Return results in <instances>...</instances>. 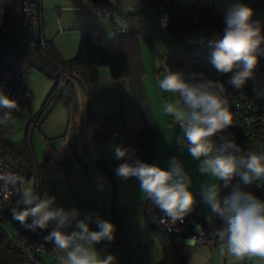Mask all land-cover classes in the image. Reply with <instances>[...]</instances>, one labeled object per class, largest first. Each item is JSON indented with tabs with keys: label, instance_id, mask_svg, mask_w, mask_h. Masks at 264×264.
I'll use <instances>...</instances> for the list:
<instances>
[{
	"label": "clouds",
	"instance_id": "clouds-1",
	"mask_svg": "<svg viewBox=\"0 0 264 264\" xmlns=\"http://www.w3.org/2000/svg\"><path fill=\"white\" fill-rule=\"evenodd\" d=\"M253 15L252 8L235 0L224 11L222 37L209 42L214 46L211 64L221 74L233 73L228 85L235 90L244 88L254 77L255 69L264 58V31L260 22L253 20ZM163 69L159 89L178 97L174 103H165L164 113L180 126L183 135L178 136L176 142L179 145L186 142L189 155L199 161V173L222 181L225 188L236 177L244 184L264 180V152H243L234 139L221 135L233 125L225 84L206 78L202 73L186 77L183 72L171 71L164 63ZM257 94L264 98V92ZM0 109L7 110L0 120L3 123L12 110H18V102L0 92ZM214 137L219 138V144ZM114 157L125 160L115 168L116 176L138 180L142 196L163 214L160 223L184 222L196 201L190 190L192 177L178 157L170 158L167 169L134 158L133 150L123 146H115ZM25 184L21 175L0 172V191L7 198L14 190L20 197L17 205L24 206L12 209L13 219L26 230L47 231L43 239L53 245L59 264H115L114 255L102 256L95 247L115 238L113 223L99 218L93 221L91 216L81 219L77 209L56 207L54 196L42 198L32 186ZM201 187L203 201L210 209L205 221L220 241V253L227 251L238 259H264V199L238 185L223 197L220 184ZM151 218L157 220L155 216ZM93 222L99 230L90 229ZM194 232L202 238L204 225L196 223ZM197 235L189 237L186 244L194 246Z\"/></svg>",
	"mask_w": 264,
	"mask_h": 264
},
{
	"label": "rangeland",
	"instance_id": "rangeland-1",
	"mask_svg": "<svg viewBox=\"0 0 264 264\" xmlns=\"http://www.w3.org/2000/svg\"><path fill=\"white\" fill-rule=\"evenodd\" d=\"M5 1L6 0H0V4H3ZM96 1L42 0V3L45 11L44 14L47 15L49 23L54 27L57 26L56 24H58L60 27L73 25L78 22L79 19L77 16L79 15H84L88 18L94 16V21L99 23H97V25L106 27L108 29V33L115 27L123 28L127 25L126 20L121 15H116L114 18L111 16L96 15L92 11V7L97 4ZM111 1L125 6L127 13L137 12L145 9L143 15L137 19V22L140 21L139 28L142 29V53L146 67L144 84L150 99L155 123L153 137L150 142L151 151L153 153L152 161L153 164L167 169L170 159L168 157L166 147H170L172 155L178 157L183 162L185 170L192 177L193 183L190 190L194 193L196 201L192 212L201 206V210L203 212L202 218H205L210 209L203 201L201 185H203L205 188L212 183L220 184L221 186V181L219 182L215 178L208 175H201L197 167L199 161L194 160L189 155L186 142L184 145H179L176 142V138L178 136H182L183 133L180 129V126L171 116L166 115L163 109L166 102L174 103L178 97L172 93L162 92L159 89L158 84L159 80L163 78L164 69L161 66V61L156 55V52L161 55L165 53L171 54L173 52L183 53L187 49L186 44L211 41L213 39L221 38L222 35L219 30L212 27H209L210 33L208 37L205 36L204 31L200 28L190 31L188 38H184L178 32H168L164 34L159 24L155 8L153 5L148 4L146 0ZM233 2H235V0H216L215 8L221 15L224 16V11ZM241 2L244 3L243 0H241ZM254 17L260 22L262 31H264V3L258 5L255 8ZM147 36H150L152 39L153 48L151 43L146 39ZM172 71L183 72L186 77L195 73L189 64L187 57L180 66L173 67ZM55 84V80L49 78L36 66L32 65V71L29 80V90L31 92V97L26 96L21 88H18L15 91V95L12 99H15L18 102V110H12L9 118L4 121L5 127L3 132H5V134L8 133L12 141L11 146H7V150L10 153L16 154L17 157H21L25 163L30 166L31 175L26 181L25 186H32L42 198L45 196H54L56 198L54 206L61 207L58 203V197L61 196V190L67 192V196L69 197H72V190L69 187L67 189L65 185L64 177H66L67 174L65 171H61L59 169L60 165L58 163L60 162H56V164L49 163V160L47 159L49 158V155L44 140L45 138L62 139L65 137L67 125L70 121L69 115L64 106L60 104L57 98H50ZM123 89L125 96H128L129 94L128 100L130 105L129 108L125 110L124 117L121 113L116 114L113 117L112 122L116 126L121 127L123 134H127V127L128 129H133L136 119L141 120L139 119L141 117H138L139 112L137 110V104L132 93H130L129 87L126 85ZM83 92L84 91L82 90V93ZM84 95L87 94L85 93ZM171 120H173V122H171ZM125 122L127 127L124 125ZM85 127L86 126H84V128ZM123 134L121 136L116 134V138L122 139L124 137ZM221 135H224L228 139H236V134L232 128H229ZM214 140L217 144L220 143L218 137H214ZM88 141L89 140L84 139V143H87ZM89 142L88 145L90 146ZM118 143L119 141L117 140L116 144ZM102 144L104 143L100 141V145ZM110 146L112 148V145ZM79 147L82 148L85 161L79 159L78 154H80V148H76L74 146L76 158L74 157L72 161L66 163V167L68 168L70 164V166L73 165L77 168L78 157L80 164L82 163L84 169L89 171L88 179H93L90 177L93 175L95 180L109 183L108 178L105 176V174H108L109 177L111 176L109 169L101 164H97L95 166V164H93L92 160L90 159L88 152H84V150L87 151L84 145L81 146L80 144ZM213 155H215V152ZM60 164L62 165V163ZM91 165L94 166V168L91 167ZM136 187L137 188H134V190L137 191L138 186ZM135 196L138 198V193ZM2 229L10 236H13L17 232V225L14 221L4 222L2 224ZM212 248L216 251V254L213 255L212 258V264H241L245 262L246 259L251 264H264V259L259 257L238 259L235 256L227 253V251H225L224 254H221L220 241H217L212 246ZM50 256L52 257V255ZM46 260L48 261V259Z\"/></svg>",
	"mask_w": 264,
	"mask_h": 264
},
{
	"label": "crops",
	"instance_id": "crops-1",
	"mask_svg": "<svg viewBox=\"0 0 264 264\" xmlns=\"http://www.w3.org/2000/svg\"><path fill=\"white\" fill-rule=\"evenodd\" d=\"M44 13L45 11L43 8L46 42L50 43L56 54L64 59H72L78 55L83 28L87 25L98 26L106 39H111L113 37L112 31L108 33L106 27L97 25L98 22L94 21V16L88 18L84 15H79L77 16L79 19L78 22L73 25L60 27L56 24L57 26L54 27L49 23V19ZM139 17L140 16H138L137 19ZM137 19L136 25L142 33V29L139 28L140 21L137 22ZM123 28H126V26ZM146 39L151 43L153 48L150 36H147ZM171 54H174V52ZM156 55L159 59L160 56H162L158 52H156ZM98 75L100 79L98 116L105 119L108 138L106 139L104 136H95L96 121L90 117L87 112L88 98L87 95H84L86 91L78 85L79 112L73 119L66 110L70 121L67 125L65 137L62 139H44L48 155V144L54 147L65 145L69 148L70 152V158L62 163V165L60 163L58 164L60 165L59 169L65 171L67 174V176L64 177V181L67 189L69 187L72 190V197L67 196V192L61 190L58 203L61 207L68 210L73 208L77 209L81 219L85 216H91L93 221L99 218L110 221L115 225V239L112 241H102L95 246L97 250L101 252L102 256L112 254L116 257V263L160 264L166 257V251L160 235L152 230L146 220L145 207L143 205L145 198L141 194L139 182L134 177L124 180L116 176L114 171L121 162V160H117L114 157L115 146H123L130 149L135 148L137 150L139 135L144 129V120L137 107L139 112L138 117H141L139 118L141 120L136 119L133 129H128L125 122L124 125L127 127V134H123L121 127L116 126L112 120L113 117L119 113L123 114L124 117L125 110L129 108V94L125 96L123 93V88L126 85L130 90L129 83L127 79L121 81L114 79L110 74L109 68L105 66L98 68ZM82 90L84 91L83 93ZM171 122H173V120H171ZM84 126H86L87 129L86 127L84 128ZM116 134L120 136L123 134L124 137L122 139L116 138ZM84 139L90 141H88L90 146L88 142L84 143ZM117 140L119 141L118 144H116ZM100 141L104 143L102 144L103 146L100 145ZM80 144L81 146L84 145L87 149V151H85L83 147L84 152H88L95 166L101 164L109 169L111 176L109 177L108 174H105L109 183L99 182L94 179L95 177H93V175L90 176L93 179H88L89 171H86L82 163L80 164L79 162V159L85 161L82 148L79 147ZM110 145H112V148ZM74 146L80 148V154H78L79 159L77 157L78 167L76 168L69 164L67 168L65 164L72 161L74 157L76 158ZM166 149L170 159L173 157L171 149L169 146H167ZM49 163L56 164V162L50 161ZM91 167L94 168L92 165ZM136 186H138L137 191L134 190V188H137ZM137 193L138 198L135 196ZM202 213L200 206V208L198 207L196 210V216L201 220H205V218H202ZM90 229L94 231L99 230L94 222L90 224ZM45 232L48 234L47 231ZM182 248L186 255V264H212L213 255L216 254V251L213 250L212 247L209 248L196 245L190 247L186 244V241H182ZM53 251L54 250H50L48 253L43 254V259L46 264H59L57 254ZM50 255H52V257ZM46 259H48V261Z\"/></svg>",
	"mask_w": 264,
	"mask_h": 264
},
{
	"label": "built area",
	"instance_id": "built-area-1",
	"mask_svg": "<svg viewBox=\"0 0 264 264\" xmlns=\"http://www.w3.org/2000/svg\"><path fill=\"white\" fill-rule=\"evenodd\" d=\"M146 1L148 3L154 2L159 24L164 34L175 31L188 38L190 31L200 28L208 37L210 29L206 20H201L195 15H189L188 11L194 9L199 12L208 9L215 0ZM96 2L97 4L92 7V11L96 15L114 18L116 15L124 17L128 14L125 6L116 4L111 0H97ZM178 13L181 14L178 15ZM44 28L42 0H6L0 4V92L5 93L10 98L18 88H21L26 96L31 95L29 80L32 65L26 59V54L28 51L37 48L46 50ZM124 32L125 28L115 27L112 29L113 35ZM212 51H194L189 56V64L195 73H202L206 78L219 80L225 84L228 107L233 113V123L239 134L264 152V98H260L257 94L264 92V58H261L258 67L255 69L254 77L246 82L244 88L235 90L228 85V80L233 73L221 74L211 64ZM160 59L162 66L163 63L167 65L166 57L163 56ZM64 83L65 80L62 76L58 90L63 88ZM3 110L0 109V116ZM48 149L50 162L64 163L70 158L69 148L65 145L54 147L48 144ZM132 150L134 158H137V150L135 148ZM123 162L125 160L120 163ZM8 171L23 176L25 182L31 175L26 163L20 157L8 153L0 141V172ZM249 192L264 199V180L256 181L255 186ZM19 198V194L15 193L14 190L13 194L7 198L0 191V231H3L2 224L4 222L14 221L17 225V232L13 235V243L23 254L26 264H46L43 254L54 250L53 245L44 241L43 237L47 235L45 231L32 232L26 230L13 219L12 209L24 207L17 205L16 202ZM196 223L201 224V221L196 215L190 214L185 217L183 223L177 222L173 225L169 221L160 224L167 233L177 234L182 241H186L189 237L197 235L191 231L192 225ZM216 242L217 237L212 232L205 231L202 238L197 235L195 245L211 248ZM115 264L129 263L115 262Z\"/></svg>",
	"mask_w": 264,
	"mask_h": 264
},
{
	"label": "trees",
	"instance_id": "trees-1",
	"mask_svg": "<svg viewBox=\"0 0 264 264\" xmlns=\"http://www.w3.org/2000/svg\"><path fill=\"white\" fill-rule=\"evenodd\" d=\"M243 1L247 6L252 8L253 11L258 5L264 3V0ZM215 2L216 0L208 9H203L199 12H196L194 9H189L190 11L188 12L189 15H195L201 20H206L208 27L219 30L221 35H223L224 16L216 10ZM149 4L153 5L155 8L154 2ZM144 11L145 9H142L125 15L124 19L127 22L125 32L122 34H115L111 39L104 38L98 26H85L83 28L78 55L72 59H64L58 56L52 45L48 42H46V50L37 48L28 51L26 59L42 73L55 80L56 84L50 98H57L73 119L79 112L77 86L80 85L87 94V112L89 116L96 121L95 136H104L106 139L108 138V132L105 119L98 116L100 84L98 68L102 66L108 67L111 76L118 81L127 79L130 91L144 120V129L140 133L138 139L137 158L149 164H153V153L151 151L150 142L153 137L154 119L149 96L143 81L146 68L142 53L141 32L136 25L137 17L142 16ZM180 14L181 13H178V15ZM253 20L257 21L254 15ZM209 42L210 41L186 44L187 49L185 52L171 55L166 53L160 57L164 56L167 58L168 68L172 71V68L180 66L186 57L189 62V56L194 51L214 50V46H210ZM62 76L64 77L65 83L63 88L58 90V84ZM14 95L15 94H13L11 98H13ZM5 111L7 110H3L0 120H3ZM4 127V122L0 123V141L4 149L10 153L7 150V146H11L12 141L8 133L5 134V132H3ZM231 128L236 134L235 141L241 146L243 152L251 151L257 154L263 152L261 148L254 145L245 137H242L234 123ZM10 154L17 156L14 153ZM26 165L28 166V164ZM28 168L30 169V166H28ZM255 183L256 181L252 184H244L241 178L236 177L233 179L232 184L228 188H225L221 181V197L230 194L233 187L237 185L242 190L249 192L255 186ZM143 205L145 207V216L149 226L154 232L160 235L164 244L166 257L160 264H186V255L182 248V239H180L177 234H169L165 231L159 222L162 213L155 210L146 198ZM190 214L196 215V210ZM152 216H155L157 220H153L151 218ZM199 220L201 224L204 225L205 231L213 232L212 229L208 228L205 220ZM194 226L195 224L192 225L191 231H194ZM217 241H219L218 237ZM0 264H26L23 254L13 243V236H10L5 231H0ZM241 264L251 263L246 259V261Z\"/></svg>",
	"mask_w": 264,
	"mask_h": 264
}]
</instances>
